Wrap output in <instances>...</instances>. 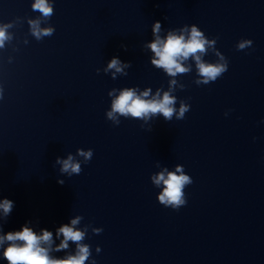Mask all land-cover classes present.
I'll return each instance as SVG.
<instances>
[{
  "label": "clouds",
  "instance_id": "9594fccd",
  "mask_svg": "<svg viewBox=\"0 0 264 264\" xmlns=\"http://www.w3.org/2000/svg\"><path fill=\"white\" fill-rule=\"evenodd\" d=\"M31 7L33 11L41 13L45 19H50L54 14L53 6L49 5L47 0H35ZM28 23L31 35L37 41L42 40L44 37H50L55 32L54 27L41 28L38 19L29 20ZM12 26L11 23L0 25V48H3L4 42L10 39L7 29ZM160 29L161 22L155 21L152 31L156 39L148 47L156 57L151 61L152 64L157 68H162L169 76L175 77L178 73H188L191 69L190 67H184L182 61L187 60L189 57H194L198 70L197 75L201 78L195 81L197 85H207L215 82L228 70L227 59L218 52L217 55L219 60L223 61L222 63H206L201 60V54H205L207 51L206 46L214 47L216 39H207L204 32L198 29L197 25L193 24L190 31L188 26L185 25L184 28L179 30L181 33L179 35L175 31H169L166 39H161L158 35ZM185 33H187V36ZM252 44V40L242 39L236 47L238 50H244L251 47ZM125 67H131V64H122L118 58L113 57L104 71L108 72L114 69V79L115 73H123ZM97 72L99 73V70ZM175 83V80L171 81L172 85ZM109 95L111 96L112 92ZM148 96L149 91L137 95L135 89L125 88L112 101L111 111L106 113L107 119L118 124L119 120L116 114L125 117L150 118L149 114L160 113L165 120L171 121L175 113L177 120H181L190 109V105L181 102L177 113L173 107L176 99L169 92H164L162 98H157L160 97L159 91H157L156 97L152 99H146ZM0 98H2V91H0ZM77 154L83 156L85 163H87L93 156V150L77 149ZM56 163L61 165V173H67L70 177L72 174L79 175L82 171L80 163L75 162L72 155L63 160L58 157ZM152 180L156 185L161 183L164 185L163 192L158 197L161 205L178 210L187 203L184 189L186 185H190L193 181L189 175L184 174L183 166L177 165L174 172H167V176L164 172H161L153 176ZM58 183L63 184L64 181L59 180ZM13 207L14 202L7 198L0 201V211H2L5 218L11 214ZM80 219L81 217L73 219L71 221L72 226L65 224L57 229L56 236L60 237L62 235L63 240L55 249L52 248L53 233L47 229H41V234L38 235L31 227L24 224L20 230L8 231L0 235V248H3V259L7 261V264H85L92 253L88 244L80 243L85 238V231L76 230L73 227L79 223ZM2 228L3 226L0 225V231H2ZM94 232L99 234L102 229H95ZM69 241L75 242L77 245L75 255L69 254L64 259H56L50 255L52 251L67 249ZM96 251L99 253L100 248L97 247ZM92 264H95V260L92 261Z\"/></svg>",
  "mask_w": 264,
  "mask_h": 264
}]
</instances>
